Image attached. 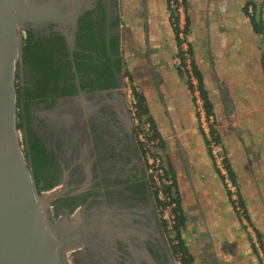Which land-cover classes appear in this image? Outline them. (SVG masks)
Wrapping results in <instances>:
<instances>
[{
  "label": "crops",
  "instance_id": "crops-1",
  "mask_svg": "<svg viewBox=\"0 0 264 264\" xmlns=\"http://www.w3.org/2000/svg\"><path fill=\"white\" fill-rule=\"evenodd\" d=\"M114 2L120 53L143 98V117L152 121L154 150L171 179L192 264H259L198 127L195 110L202 100L188 88L187 81L195 86L196 79L187 73L192 63L218 124L226 163L242 185L247 217L262 240L264 0H186L184 47L177 44L166 0ZM181 62L188 72L181 70Z\"/></svg>",
  "mask_w": 264,
  "mask_h": 264
},
{
  "label": "flooded vegetation",
  "instance_id": "flooded-vegetation-1",
  "mask_svg": "<svg viewBox=\"0 0 264 264\" xmlns=\"http://www.w3.org/2000/svg\"><path fill=\"white\" fill-rule=\"evenodd\" d=\"M114 1L50 0L63 18L24 24L23 38L29 31L30 44L42 42L52 74L39 83L22 50L14 81L20 141L32 172L31 149H40L35 184L54 183L40 191H59L51 218L70 221L83 238L71 264H181L146 177L120 47L110 52L120 26Z\"/></svg>",
  "mask_w": 264,
  "mask_h": 264
},
{
  "label": "water",
  "instance_id": "water-1",
  "mask_svg": "<svg viewBox=\"0 0 264 264\" xmlns=\"http://www.w3.org/2000/svg\"><path fill=\"white\" fill-rule=\"evenodd\" d=\"M63 16L50 0H0V264H71L69 252L83 243L74 224L51 218L59 191L37 190L17 128L24 24Z\"/></svg>",
  "mask_w": 264,
  "mask_h": 264
},
{
  "label": "built area",
  "instance_id": "built-area-1",
  "mask_svg": "<svg viewBox=\"0 0 264 264\" xmlns=\"http://www.w3.org/2000/svg\"><path fill=\"white\" fill-rule=\"evenodd\" d=\"M169 10V19L173 29L176 31L180 45L185 44L186 35V0H166ZM128 101L131 105L132 112L135 113V123L138 125L139 141L142 147V153L145 159L146 177L150 184V189L154 195V199L158 205V212L160 218L165 222L168 229H172L176 220V201L171 187V179L167 175L166 168L160 156L155 152L156 138L150 137L149 124L142 122L140 124L136 113V101L132 95L131 89L127 93ZM197 108L198 125L200 131L203 133L208 147L209 155L219 173L222 175L225 184L232 193L231 199L234 201L235 209L241 206L238 203V193L235 189V184L228 177L226 170V154L215 133L211 131V124L213 122L212 116L206 115L202 104L199 103ZM237 195V201L232 196ZM238 205H237V203ZM240 208V207H239Z\"/></svg>",
  "mask_w": 264,
  "mask_h": 264
},
{
  "label": "trees",
  "instance_id": "trees-1",
  "mask_svg": "<svg viewBox=\"0 0 264 264\" xmlns=\"http://www.w3.org/2000/svg\"><path fill=\"white\" fill-rule=\"evenodd\" d=\"M250 18V22L252 24V26L254 27V29L256 31H260V27L258 26L259 21H256V19L254 18L253 15L249 16ZM187 23V21H186ZM187 30V29H186ZM175 32V36H176V40H177V44L179 46L180 44V40L178 39L177 33ZM32 41L31 37L29 36V31L27 32V35L23 38V56L27 58L30 57V59H28L32 65L36 68L37 73L40 77V82L39 83H46L47 79L49 78V76H51L52 74V68L50 65V57L49 55L45 52V49L43 47V44L41 41H36L34 42V44H30V42ZM119 44H120V39L118 35H114L111 36L109 38V45H110V52L114 55H117L119 53ZM33 49V50H32ZM114 64H115V69L118 71L121 68V61L119 57H116L114 60ZM186 72H188L186 70ZM188 77L190 78L191 76H193L196 79V85L194 86L191 82L190 79L187 81L188 83V88L190 89L191 92L194 91V89H196L198 91L199 97L202 100V107L206 113V115L208 116H213L212 112H211V104L208 100V97L206 95V91L203 88V84H202V80L200 78V76L198 75V72L195 68V66L190 63V73H187ZM129 78H131L129 76ZM131 92L132 95L136 101L135 105H136V113L138 115H140V117L142 118L144 123H148L149 124V131H150V137L151 138H155L156 134L153 130V125H152V121L149 117L144 118V114L145 112V108L143 106V98L142 96L139 94V92L136 90V88L134 86H131ZM137 115V116H138ZM213 128L211 127V131L213 132ZM32 155H33V173H34V177L36 175V171L38 169V166L40 165L39 162H41V152L40 149H38V147L32 148L31 149ZM226 170L228 173V177L230 178V180L232 182H235V179L233 177V174L229 168V165L226 163ZM54 183H51L47 186H41L39 184L36 185L37 190L40 191L42 189H47L50 186H52ZM228 198L233 206V208L235 209L234 206V201L231 199V195L228 192ZM176 201V207H175V212H176V220L174 222V225L172 227L171 230L174 231L173 237L171 239V241L173 242V250L174 253L177 254V256L179 257L180 263L181 264H192L193 258L192 255L189 253L183 238L181 237V226L183 224V218L181 216L180 213V209H179V204H178V200L175 198ZM238 203L242 206L243 205V201L238 193Z\"/></svg>",
  "mask_w": 264,
  "mask_h": 264
},
{
  "label": "rangeland",
  "instance_id": "rangeland-1",
  "mask_svg": "<svg viewBox=\"0 0 264 264\" xmlns=\"http://www.w3.org/2000/svg\"><path fill=\"white\" fill-rule=\"evenodd\" d=\"M250 11L252 12V7L250 6L249 7ZM122 19V18H121ZM244 33V32H243ZM246 35V30H245V34ZM185 44H183V47H184ZM181 47V45H180ZM123 51H121V59H122V63H123V71L125 72V76L127 77L126 78V93H128V90L131 89V86H134V82H133V79L132 78H129V76H131L130 72V68L128 67L127 65V62L125 61L123 55H122ZM181 56V60L183 59V56L182 54H180ZM238 63V60L234 62H232L231 64H233V66H235L236 64ZM180 66H181V70L183 72L186 71V67H185V63L184 62H181L180 63ZM232 66V67H233ZM258 86L259 85V81L258 79L256 78V80L254 81V86ZM196 114H197V108L195 110ZM138 115V114H137ZM197 118H198V115H197ZM213 118V122L211 124V127L214 129L213 130V133H215V137L218 138V140L220 141L221 145L224 146L221 138H220V132H219V129H218V124L216 123L214 117L212 116ZM138 119H139V122L140 124L143 122L142 118L140 117V115H138ZM198 121V119H197ZM198 123V122H197ZM199 124V123H198ZM199 127V125H198ZM200 129V128H199ZM224 151H225V154H226V149L225 147H223ZM227 157V156H226ZM229 159V158H228ZM227 160V159H226ZM217 170V169H216ZM218 171V170H217ZM219 173V171H218ZM220 174V173H219ZM221 175V174H220ZM222 177V175H221ZM222 180H223V184H224V187L227 191V193L229 192L230 194H232L229 189L227 188L226 184H225V181L222 177ZM235 184V189H237V193H239L240 196H243V190H242V185L241 183L238 181V179L233 182ZM262 195H264V193H262ZM232 198L237 201V195L234 194L232 196ZM245 201V200H244ZM237 203V202H236ZM238 205V203H237ZM239 206V205H238ZM240 207V208H239ZM238 209H234V211L236 212L238 218H239V222H240V227L241 229L244 231V235L246 238H248V241L251 243L252 247H253V251H254V255L256 256V259L257 261L259 262V264H264V238L261 240L260 237L258 236V233L256 231V229H254V226L255 224L253 223V221H250V219H248L247 215H251L250 214V210L248 208V205L247 203L243 202V205L242 206H239ZM252 220V219H251ZM170 230V234L173 235L174 234V231L171 230V229H168Z\"/></svg>",
  "mask_w": 264,
  "mask_h": 264
}]
</instances>
